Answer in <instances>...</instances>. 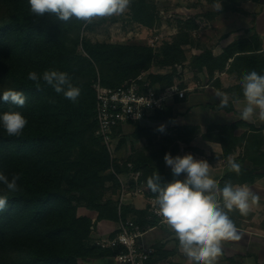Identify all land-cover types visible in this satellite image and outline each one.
Returning a JSON list of instances; mask_svg holds the SVG:
<instances>
[{
  "label": "trees",
  "instance_id": "16d2710c",
  "mask_svg": "<svg viewBox=\"0 0 264 264\" xmlns=\"http://www.w3.org/2000/svg\"><path fill=\"white\" fill-rule=\"evenodd\" d=\"M208 1L212 5L217 2ZM240 1L220 0L223 10L243 12L236 6ZM132 7L135 23L152 25L153 20H146L150 10L145 0H134ZM83 28L84 25L74 19L65 23L45 17L33 23L28 0H0V95L4 90L13 89L24 92L27 98L22 108L0 99V114L19 111L28 120L19 138L9 137L0 126V173L9 178L13 173H22L19 191H0V195H7V208L0 212V264H88L91 260L114 257L116 251L102 249L93 238L98 222L120 219L118 202L113 196L119 193L121 185L111 168L116 174L126 176L131 171L128 167L131 163L132 171L141 173L138 183L146 187L147 179L154 172L161 176L162 184L183 180L164 169L166 153L173 157L179 155V147L171 149L168 140L161 147L158 170L152 163L153 158L142 154L124 164L111 163L107 148L96 136L98 74L102 86L118 88L149 71L156 54L152 48L136 44H94L82 39ZM188 43L187 33L177 36L162 55L158 54L163 56L162 65H182L183 45ZM261 46L260 38L254 36L232 43L218 57L206 51L196 63L201 69L207 68L211 78L223 72L236 75L239 81L246 72L264 75ZM47 69L64 71L72 77L73 84L81 89L77 103L55 93L43 82L38 90L27 79L29 71L42 73ZM182 73L183 68L164 76L149 75V80L152 88L160 92L177 79L182 81ZM182 87L186 86L182 83ZM52 100L55 102H50ZM153 118L171 125L175 119L173 106L156 112ZM135 125L138 134L148 130ZM240 126L246 125L240 121L234 125L213 126L203 138L219 143L224 157L230 156L234 148H242L243 156L237 163L241 165L243 160L246 166L241 165L239 175L227 170L223 180L233 185L253 184L258 178L255 172L264 167V127L248 126L250 131L238 137L236 131ZM121 130V127L116 129L115 136ZM181 131L188 144L200 134L198 127L190 125ZM149 196L154 197L150 189ZM82 206L97 213L95 222L79 214ZM230 216L236 226L242 228L240 220L245 216L238 211ZM121 217L132 219L143 230L159 224V220L150 218L148 209L124 207ZM229 263L238 264L234 260Z\"/></svg>",
  "mask_w": 264,
  "mask_h": 264
},
{
  "label": "clouds",
  "instance_id": "9594fccd",
  "mask_svg": "<svg viewBox=\"0 0 264 264\" xmlns=\"http://www.w3.org/2000/svg\"><path fill=\"white\" fill-rule=\"evenodd\" d=\"M131 0H28L30 17L33 23H38L45 17H54L60 22H70L73 19L84 26L111 17H119L129 11ZM214 10L221 12L222 2L213 4ZM27 79L40 90L41 82L51 87L55 93L62 94L72 103H77L81 89L72 82V77L64 71L47 69L42 73L29 71ZM240 86L243 94V108L240 118L252 120L258 112V119L264 121V75L256 71L242 75ZM219 106L225 108L231 99L233 104L240 105L241 99L235 93L231 94L217 90ZM0 99L4 102L22 108L26 104V96L22 91L4 90ZM54 103L55 101H50ZM28 120L14 110L0 114V126L9 137L22 136ZM165 130L161 125L157 129ZM164 160L171 168L174 177L186 174L183 180L162 184L158 172L147 179V187L154 194L152 201L156 214L161 222L178 241L179 249L191 264H218L223 255V242L240 241V233L230 213L238 211L241 216H247L253 206H259L260 196L247 185H233L226 182L221 187L220 182L210 174L211 166L207 160L195 159L192 154L173 157L166 153ZM228 170L241 173V165L231 156L227 158ZM22 173H13L11 178L0 173V191L14 193L19 191L18 181ZM7 208V195H0V212Z\"/></svg>",
  "mask_w": 264,
  "mask_h": 264
},
{
  "label": "rangeland",
  "instance_id": "374dc122",
  "mask_svg": "<svg viewBox=\"0 0 264 264\" xmlns=\"http://www.w3.org/2000/svg\"><path fill=\"white\" fill-rule=\"evenodd\" d=\"M131 0L129 11L126 12L124 15L119 17H111V18H103L93 22L90 25L84 26L81 37L85 40H90L92 43H111V44H125V45H141V46H148L154 50L156 54V60L152 68L144 72L143 74L146 75H167L170 73H174L177 70L182 71L183 68V76L182 80H186L189 83L191 91L190 93H199L203 94L200 99L201 105L199 107H206L211 109L212 111L220 112V115H217V121L223 122L225 124L222 125H208L206 126V130L204 134L208 132V129L213 126H225V125H234L237 122H243L246 126H240L236 131V136L241 137L245 132H249L250 127L261 128L264 127V121H260L258 119V112L256 115L253 116L252 120L244 121L240 118V113L243 108L242 104L238 106V109H235L234 104L232 103L231 99L229 101V105L225 108H221L219 106V98L215 96V92L217 90L228 93L230 96L231 94L235 93L237 96L240 97L242 100V88L240 86V81L238 80V84L234 86H230L232 82H229V78L226 79V82L223 83L220 81L216 75L211 78L207 68H200L199 65L196 63V59L201 56L206 51H211L214 55V48L218 47L220 44L219 42L226 36L229 35L236 27H247L245 26L248 24V21H252L256 19L255 13L252 9H244L245 5L250 2L248 0L240 1V4H236L239 10L243 12H236V11H225L222 9L221 12L214 10L213 5L208 0H145V4L149 6V16L145 17L146 20L152 21V25L146 26L135 23L133 21L132 16V2ZM256 4V3H255ZM240 14L243 16V19L240 21L235 22L233 25L229 23H219V17L228 20L225 17H234L235 15ZM245 16V18H244ZM242 20V21H241ZM148 22V23H150ZM243 22V23H242ZM255 22V21H253ZM239 23V25L237 24ZM190 25V26H189ZM255 28L249 27L244 28V35H248L245 39H251L254 36H258L261 40V47L262 52L264 53V40L261 38L260 35L254 33V35L249 36L251 31L253 32ZM183 32L189 35V43L183 45L184 51V59L182 65L176 64L175 66H165L162 65L163 56H159L158 54L163 53L166 46L173 43L174 39L182 34ZM229 34H225L228 33ZM224 34V35H222ZM243 35V36H244ZM221 36V37H220ZM156 38H158L156 40ZM81 48V47H80ZM227 48V47H226ZM225 48V49H226ZM82 49V48H81ZM224 49V50H225ZM82 52V51H81ZM83 53V52H82ZM215 57H218L214 55ZM228 73V72H227ZM217 74V73H216ZM230 75V74H228ZM237 77L236 75H233ZM100 80V74H98V81ZM178 80V81H177ZM177 82H182L177 79ZM200 81V85H197V81ZM173 106V105H172ZM175 112V119L171 125L166 124L163 121H159L157 119L154 123H151V126L147 125L148 127H144L146 122L139 124L141 127L146 128L145 133L137 132L136 125H127L122 128L121 132H119L114 141L111 144L109 150L108 147L107 151L110 155V160L112 164L120 163L124 164L126 161L136 157L140 154L146 156L148 158H153L152 163L155 165L158 170V156L160 155V150L162 146H165L164 143L166 140L169 141L170 148L173 149L174 146L179 147V155H182V150H192L190 147L191 142L188 144L185 142L186 136L180 133L181 128L184 126H179L178 116L183 115L182 112ZM200 112V111H199ZM201 113V112H200ZM202 114V113H201ZM148 124V123H147ZM159 124V125H155ZM164 125L165 130L163 132L158 131L157 129L159 126ZM197 127V126H196ZM200 130V134H202L201 128L198 127ZM202 135V138L204 137ZM196 135L193 137L192 141L198 137ZM204 139V138H203ZM205 140V139H204ZM235 159L236 162H239V158L243 156V149L242 148H234L232 154L230 155ZM229 157V156H228ZM225 158V166L226 168L223 170L224 176L228 170L227 165V158ZM222 164H224L222 161ZM249 167V163H246ZM131 165V171L126 176L118 175L115 173L113 168H111V172H113L116 177L118 178L119 182L120 179L124 180L126 187H132L135 189L137 185H140L132 178V173H137L136 171H132L133 166L130 163L128 167ZM241 165H245L243 160H241ZM161 166V165H160ZM251 167V166H250ZM249 167V168H250ZM130 168V167H129ZM161 167H159L160 169ZM169 167L164 166V169L167 172H171L168 169ZM215 168V167H214ZM217 173H220L222 169L219 170L220 167H216ZM251 169V168H250ZM253 169V167H252ZM161 170V169H160ZM140 173V172H139ZM255 174L258 175V178L255 180L254 183L260 181L261 186L260 188V202L257 209L256 214L249 212L250 215L241 218L240 224L242 225L241 229H249L258 228L259 231L264 232V167L258 168ZM141 176V173H140ZM223 176V177H224ZM181 177V176H180ZM220 180V186L224 185V180ZM128 179V180H126ZM128 182V184H127ZM222 183V184H221ZM253 183V184H254ZM142 184V183H141ZM109 185V184H108ZM121 188L119 193H117L118 198L116 202H118L122 184L120 182ZM250 185V184H246ZM149 190V189H148ZM110 196V195H109ZM116 197V196H114ZM113 197V198H114ZM136 202L137 207L142 206V202L137 200ZM118 204V203H117ZM79 214L89 217L91 219L97 220V213L91 211L85 207L79 208ZM86 214V215H84ZM93 221V222H95ZM119 224V221H118ZM97 226V225H96ZM101 239V238H100ZM97 240H94L96 242ZM263 254V253H262ZM260 259L263 257H259ZM97 260V259H95ZM92 261V260H91ZM88 261V264L91 262Z\"/></svg>",
  "mask_w": 264,
  "mask_h": 264
},
{
  "label": "crops",
  "instance_id": "0c3cea01",
  "mask_svg": "<svg viewBox=\"0 0 264 264\" xmlns=\"http://www.w3.org/2000/svg\"><path fill=\"white\" fill-rule=\"evenodd\" d=\"M246 10L252 9V11L256 15V19L252 21H248V24L245 26L247 27H236L230 34L226 35L220 42L219 46L214 48V55L218 56L224 52V49L230 46L232 43L245 39L248 35H244V28L254 27L255 29L253 32L249 33V36L254 35V33L261 36L264 40V2L261 4H255L253 2H248L244 6ZM219 17V23H229L230 25L234 24L235 22L240 21L243 19V16L240 14L235 15L234 17ZM245 18V16H244ZM242 21V20H241ZM255 21V22H253ZM243 23V22H242ZM236 24V23H235ZM239 25V23H237ZM224 35V34H222ZM244 35V36H243ZM221 37V36H220ZM229 73H217L216 78L218 77L221 79L220 81L223 83L226 82V79L229 78V82H232L230 86H234L238 84V78L234 77L233 75H228ZM227 77V78H226ZM182 83L190 88L189 83L186 80H182ZM197 85L200 83L198 80ZM200 85V84H199ZM192 88H190L191 91ZM203 94L199 93H190L186 95V98L183 100H178L171 102V106L173 105L174 111L182 112L183 115L178 116L179 126H197L201 128L202 134L198 135L190 144L192 150L185 151L182 150V155L185 154H192L195 159H204L207 160L209 165L211 166L210 174L214 179H217L219 182L224 176L223 170L226 168L225 166V158L222 146L219 143L213 141H207L202 138L206 130V126L208 125H222L225 123H221L217 121V115H220V112L212 111L206 107L202 108L199 107L201 105L200 99ZM241 104L243 106V99L241 100ZM240 104V105H241ZM234 104L235 109H238V106ZM202 113H200V112ZM152 115L148 118L145 122L146 125L144 127L151 126L155 120ZM156 122V121H155ZM148 123V124H147ZM159 125V124H155ZM223 162L221 167V163ZM166 167H169L166 165ZM215 167V168H214ZM222 169L220 173H217L216 170L218 168ZM171 170V168H168ZM225 171V170H224ZM172 173V171H171ZM181 178L184 179L186 174L182 173ZM128 180V179H126ZM129 182V180H128ZM127 182V184H128ZM222 184V183H221ZM137 185L135 189L129 187L127 195L124 199V207H129L134 210H146L149 208V190L144 185L143 193L139 195H135V191L137 190ZM248 186V185H247ZM260 181H257L254 184H250L248 187L256 194L259 195L260 191ZM139 187V188H140ZM114 197V196H113ZM118 195L113 199L116 201ZM137 200L142 202V206L139 208L136 205ZM258 206H253L251 212L256 214ZM86 215V214H84ZM95 221V219H92ZM118 227V222L112 221H101L97 223L96 229L93 233L94 240L105 238L107 236L115 234ZM240 233L242 234V239L240 241H227L223 242V255L219 258L218 264H230L229 260H234L238 264H264V232L259 231L258 228L249 227V229H241L238 228ZM143 242L146 245L153 246L156 249V255L151 260L150 264H191L188 258L182 253L179 249L178 241L172 236V234L168 231L167 226L164 224H158L155 227L149 228L145 230V234L143 237ZM263 253V254H262ZM263 257V259L259 257ZM89 264H116L114 257H107L97 260H92Z\"/></svg>",
  "mask_w": 264,
  "mask_h": 264
},
{
  "label": "built area",
  "instance_id": "2783aa9c",
  "mask_svg": "<svg viewBox=\"0 0 264 264\" xmlns=\"http://www.w3.org/2000/svg\"><path fill=\"white\" fill-rule=\"evenodd\" d=\"M95 90L96 122L98 124L96 136L111 150L116 129L141 124L156 112H164L171 102L176 99H185L190 88L182 87V82L176 81L172 86L158 92L152 88L149 75L142 74L139 78L130 80L118 88L104 87L99 80L95 84ZM129 167L131 168V165ZM131 175L138 183L140 173ZM120 182L122 189L117 204L120 216L117 230L113 235L97 239L95 243L102 249L116 251L114 256L116 264H150L157 252L153 246L143 242L145 230L132 219L121 217L124 199L129 194L124 180L120 179ZM140 185L135 195L143 193L144 184ZM153 199L154 197L149 198L150 218H155L159 220V224H162V218L153 208Z\"/></svg>",
  "mask_w": 264,
  "mask_h": 264
}]
</instances>
